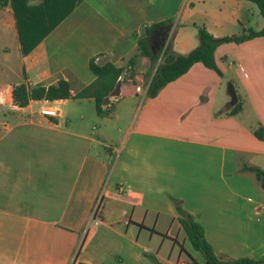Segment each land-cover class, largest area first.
Segmentation results:
<instances>
[{
    "label": "crops",
    "instance_id": "crops-1",
    "mask_svg": "<svg viewBox=\"0 0 264 264\" xmlns=\"http://www.w3.org/2000/svg\"><path fill=\"white\" fill-rule=\"evenodd\" d=\"M25 5L41 6L42 0ZM252 5L247 0H77L23 53L10 0H0V264H151L144 253L163 264H203L202 256L184 248L187 239L173 200L202 226L216 254L264 257V188L253 171L242 168L264 170V136L253 134L258 125L264 130V36L225 44L221 65L214 49L221 76L196 62L153 97L145 96L146 83L129 93L120 85L121 95L109 98L111 114L98 116L96 126L90 127L81 111L84 103L93 105L91 98L29 100L24 107L11 99L12 85L21 81L48 84L72 75L81 85L90 83L88 59L95 54L122 66L136 54L144 25L171 20L166 31L177 53L197 44L196 25L213 37L258 30L263 21ZM134 63L128 81L138 86L148 61L138 56ZM229 81L242 106L233 115L224 113L231 108ZM77 87L75 82L73 90ZM137 97L141 102L133 116ZM61 103L71 109L62 111ZM43 107L57 109V116L41 114ZM120 122L119 145L103 155L100 147L115 140ZM168 149L181 152L170 155L174 151ZM182 153L185 168L194 173L186 182L177 178L184 166L172 160ZM99 196L94 230L78 247ZM115 212L128 216L121 220L123 231L106 223ZM148 214L153 215L149 224ZM142 231L148 241L153 236L161 241L154 248L145 245L138 239ZM165 238L179 249L172 244L161 250Z\"/></svg>",
    "mask_w": 264,
    "mask_h": 264
},
{
    "label": "trees",
    "instance_id": "trees-1",
    "mask_svg": "<svg viewBox=\"0 0 264 264\" xmlns=\"http://www.w3.org/2000/svg\"><path fill=\"white\" fill-rule=\"evenodd\" d=\"M77 0H42L41 6H27L25 0H10L15 17L18 39L21 51L27 53L40 39L75 5ZM253 3L262 18V27L258 30L244 28L239 34L213 37L201 25H196L197 44L186 53H177L171 48V40H165L166 32L162 33V40L157 43V38L161 36L164 25L171 20L153 23L142 26V36L136 41L137 52L127 58L122 66H117L109 61L103 54H95L88 59V68L93 73L94 79L81 85L76 79L69 75L67 79L57 78L54 82L43 84H27L24 81L12 85L11 99L18 107H24L29 100H58V99H82L91 98L94 111L99 116H109L113 109L112 100L120 93V85L124 81L133 78L135 57L144 56L150 64H153L160 54V59L149 74L145 72L146 88L145 96L153 97L167 83L175 80L196 62L212 69L218 76L221 71L217 67L214 59V49L217 45L226 42L239 43L247 39L264 36V0H247ZM154 32L158 35L149 39ZM151 41V42H150ZM264 64V60H263ZM78 87L73 90V84ZM241 101L231 106L224 112L227 115L236 114L241 110ZM253 134L257 139L264 136L263 128L258 125L253 129ZM243 169L254 172L259 184L264 188V170L254 165H243ZM177 211V220L184 232L185 238L192 249L198 251L203 260V264H257L264 262V257L253 259L250 257L228 258L216 254L211 245L205 240L202 226L194 220L193 216L182 208L178 200H173ZM151 264H163L154 255L144 253ZM74 264H90L82 261H75Z\"/></svg>",
    "mask_w": 264,
    "mask_h": 264
},
{
    "label": "rangeland",
    "instance_id": "rangeland-1",
    "mask_svg": "<svg viewBox=\"0 0 264 264\" xmlns=\"http://www.w3.org/2000/svg\"><path fill=\"white\" fill-rule=\"evenodd\" d=\"M252 6H253L255 12H257V14H258V11H256L257 10L256 6L254 4ZM227 43L228 42L221 43L215 48V50H216L215 52H216V54L219 55V58L220 57L223 58L222 62H220L219 59H217L216 63L219 64V65H221L222 63H225V44H227ZM232 44H234V43L232 42ZM230 48H232V47H229V49ZM159 59H160V54L158 55V58L155 60V62L153 64H150L148 62V65L146 66V70L143 71V73H142V83H140V85H138L140 87V89H142V87L145 84L146 79H147V77L145 75V72H146V74L147 73L150 74L152 72L154 66L159 61ZM136 71H138V70H136ZM134 84H135V82H133V80L122 82L121 85H122V88H123L122 90L124 91V93L133 92L134 91V87H135ZM224 86H225V84H224ZM223 90H225V88H223ZM137 101H138L137 104H136L137 107H136L135 111L133 112V114H131L133 116L137 112L138 106H139V104L141 102V98L137 97ZM60 107H61L62 111H68L69 109H71L70 106L68 105V103L67 104L66 103H61ZM81 108H82L81 111H83L85 117L90 118L88 120V121H90L89 122L90 123L89 126L90 127L91 126H96V121L98 120V118H99L98 116L99 115H97L95 113V111L93 109L94 106L91 103H84V105ZM106 117H108V116H106ZM213 118L214 119L211 120V121L214 122V120L217 117H213ZM123 125H124V123L121 124V122H120V126H119L118 132L114 133V139L115 140L103 142L105 145H103V147L102 146L100 147L101 153H103V155L106 154V150H108V148H113L115 145H119L118 144L119 143L118 140L120 139V137L122 135ZM168 151H174V150H169L168 149ZM176 152H178V154H179L181 152V150L174 151L170 155H173ZM178 154H176V155H178ZM111 157H114V154L111 155ZM186 157H187L186 154L182 153V154H180V158L177 157V159H172V160L176 161L178 165L184 166L182 168H178L179 177H177L178 179H181L183 182H186L187 180L190 181V179L194 176V173H192L190 170L188 171V169L185 168V167L189 166V164L187 165V163H186ZM184 178H186V179H184ZM173 182H174V184H176L179 187V185H178L179 182L176 181L175 178H173ZM102 189L103 188H101V192H102ZM179 193H182V191L179 190ZM97 204H98V200L96 201L95 205H93V210L96 208ZM136 212L141 213L140 210L136 211ZM127 217H128L127 215L123 216V215L119 214V212H115V214L113 216H111L109 218H106V223H110L115 229L123 231L125 229V226L123 224V221H121V220H122V218L126 219ZM152 217H153V215L148 214L147 218H146L148 222L145 221V223H148V224L151 223L150 221H151ZM131 223L132 222H130V224H129V228H132L131 227L132 226ZM165 224H167V222H165ZM85 227H86V229L84 228V232L81 233V236L79 238V242H78V245H77L78 247L80 246V243L83 242L86 237H88V235L91 233V231L94 230V225H92V220H88ZM142 232H143V234L140 235L138 239H139L140 242L145 243V245L148 243L147 245H149L152 248H154L161 241L160 238L156 237V236H153L152 239L150 241H148L147 237L144 235V234H147L148 232L147 231H142ZM171 242H172V239L165 238L163 240V245H162L161 250L168 249L169 246L173 244ZM183 245H184V248L189 250L192 254H195L196 256H198L199 259H201V254L198 251L193 250L191 245L189 244V242L187 240L184 241ZM173 249H174V251H177L179 249V246L174 243L173 244Z\"/></svg>",
    "mask_w": 264,
    "mask_h": 264
},
{
    "label": "built area",
    "instance_id": "built-area-1",
    "mask_svg": "<svg viewBox=\"0 0 264 264\" xmlns=\"http://www.w3.org/2000/svg\"><path fill=\"white\" fill-rule=\"evenodd\" d=\"M168 39H170V32H167L166 36H165V40H168ZM134 89H135L136 92H140L141 91L139 86H135ZM39 111H40L41 114L49 116V117H55L58 114V110L53 108V107H43V108H40ZM97 200H98V204H97V206H96V208L94 210L92 209V214H91V219H92V221L94 223L97 222V218H98L97 217V213H98L97 211H98V207H99V203H100L101 197L100 196L97 197L96 201ZM96 201H95V203H96Z\"/></svg>",
    "mask_w": 264,
    "mask_h": 264
},
{
    "label": "water",
    "instance_id": "water-1",
    "mask_svg": "<svg viewBox=\"0 0 264 264\" xmlns=\"http://www.w3.org/2000/svg\"><path fill=\"white\" fill-rule=\"evenodd\" d=\"M170 27H171L170 23H167L166 25H164L162 27L163 32L168 30ZM226 93H227V95L229 97L228 104L231 107L237 102V96H236L235 90L233 88V85H232V83L230 81L227 82V84H226Z\"/></svg>",
    "mask_w": 264,
    "mask_h": 264
},
{
    "label": "flooded vegetation",
    "instance_id": "flooded-vegetation-1",
    "mask_svg": "<svg viewBox=\"0 0 264 264\" xmlns=\"http://www.w3.org/2000/svg\"><path fill=\"white\" fill-rule=\"evenodd\" d=\"M154 33H155V32H154ZM162 33H163V30H161V33H160L161 36H160L159 38H157L156 41H155V42L157 43V45L159 44V42H160V41L162 40V38H163V37H162Z\"/></svg>",
    "mask_w": 264,
    "mask_h": 264
}]
</instances>
